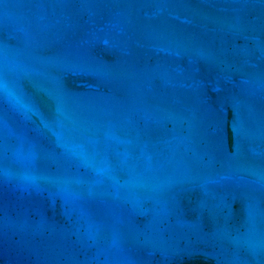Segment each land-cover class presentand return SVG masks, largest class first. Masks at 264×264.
<instances>
[{
	"label": "water",
	"instance_id": "95a60500",
	"mask_svg": "<svg viewBox=\"0 0 264 264\" xmlns=\"http://www.w3.org/2000/svg\"><path fill=\"white\" fill-rule=\"evenodd\" d=\"M0 264H264V0H0Z\"/></svg>",
	"mask_w": 264,
	"mask_h": 264
}]
</instances>
